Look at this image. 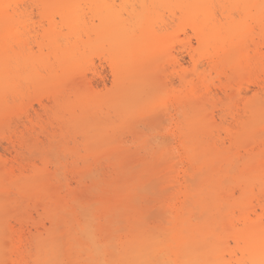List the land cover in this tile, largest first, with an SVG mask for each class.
Wrapping results in <instances>:
<instances>
[{"label":"rangeland","instance_id":"374dc122","mask_svg":"<svg viewBox=\"0 0 264 264\" xmlns=\"http://www.w3.org/2000/svg\"><path fill=\"white\" fill-rule=\"evenodd\" d=\"M17 1L18 0H6L4 6L2 5V8L6 10L4 12L6 17H3L2 21H0L2 22L0 23V25L2 24L0 26V38L2 40L0 39V41H8L7 43L15 47L14 49L16 52L22 53L21 55H31L33 58L43 59L45 62L49 61V65H35L34 75L32 74L33 71L30 72L32 67L28 69L19 68L20 71H18L22 72L21 78H15L16 82L13 80L10 84V91H8V89L6 92L8 95H5V103H2V105L5 106L4 110L0 113V170H5L6 174L10 177L12 176L13 180L10 182L6 181L7 193L0 190L1 193H5V195L0 194V223L3 226V230L0 234V252L4 251V253H1L0 257L2 259L1 264H11V261L18 257V255H15L18 253V248H20L21 253H24L23 259L21 257L20 260L21 263L33 264L34 254L36 252V247L35 245L33 246L34 243H32V241L34 242V240H32L34 239L33 233H36L35 224L43 220V222H46L45 224L47 226H50L46 210L42 205V200H44L45 196L42 194H36L38 195L36 196L35 193L25 194L22 192L23 189L19 190L18 188L15 189L16 187L14 188L13 181L29 176L33 166L37 164L39 166H47L50 171L56 172L55 174L59 177H57L58 179H60V176L63 180L65 179L64 176L67 177L66 180L68 183H66V187L70 190L76 189L81 191V189L86 187L85 185L90 186L99 183L98 187H100L97 188L99 193L96 191L94 198L95 200L99 199L107 204V202L112 200L116 201L115 198H111L113 194L108 192V186L114 174L110 165L111 155H114V151H116L115 153L118 155L119 153L120 155L123 154L121 156L122 158L126 157L124 154H126L127 157H133L129 158L130 160L144 159L146 161H152L160 159L162 161L163 159L164 161L167 159L160 164L162 170L161 177H163L162 175H164V172L170 170L169 173L165 175L166 177L168 176L171 181L173 179V183L171 185V181L163 177V188L165 190L169 187L167 194L172 193L171 197L175 198L177 196L176 188L179 189V181L184 180V170L190 167L185 144V133L187 131L188 122L186 121V117H184L186 112L188 113V118L194 120L196 124H198V121L200 122L198 126L202 130L198 133V138L196 137L199 139V146L201 148L199 149L202 150L204 148L203 152L199 150L201 161L198 165L199 167L201 165V167L199 168L197 165L198 169H206L207 174L211 171L212 173L209 175L215 178L227 174L230 175V166L231 164H236L234 163L236 159L237 164L236 168L232 170V175H239L245 170H250V172L253 173L252 176L263 174L261 169H264V165H260V162L264 164V133H262L264 132V37L259 33V28L263 22L259 17L249 16L246 18L249 25L248 28L253 29V32L248 35L247 44H245V42L242 46L246 51L249 49L247 52L250 53L249 61L251 66L247 67V69L245 67V70L231 68L230 63H225L216 56L213 46L199 43L195 31L192 28L191 19L185 18V16L182 17L178 10H175V14L173 15L172 11L166 9L164 18L168 26H163L162 22L159 23V21H157L155 22L156 24H153L151 29L148 28L149 32L145 34L142 33L144 37L143 35L141 36V32L138 30L137 35H140L144 39L148 37L146 38V42L155 36L153 35L154 33L165 36L168 33L169 35L167 38L169 42L168 40L166 41L168 42L166 44L168 55L170 54L169 56L171 59H174V56L175 59H179L181 65H176L175 67L174 65H168V69H165L166 72L169 71L168 73L165 72L167 74L166 76L162 70L161 72H163V76L166 79L163 76L160 79L157 77L158 80L156 82L159 83L160 86L156 85L152 87L153 89L151 88V84L154 82L156 76L153 77L154 75L152 76L150 74L148 75V77L150 76L149 78L144 76V81L148 79L151 80L147 81L150 83V87L148 88L146 86V90H148L147 96L151 97V101L148 103V105H150H147L144 110H140L129 122L124 123L121 116L106 104V98L108 99L113 95L118 90V86L117 78L108 60L109 56L113 53V48H111L108 42L104 41L99 43L94 31L95 29L93 28V26L99 24L98 19L95 18L93 24H91L92 22H89V24L87 23L89 29L86 27L81 29V32H78L79 34H70L69 26H65L66 21H62L63 18L59 13L54 12L55 14L53 13L51 17L43 13V8H45L44 4H47L46 1L49 0H42L45 3L41 0H25L24 3L19 4ZM41 3H43V5ZM19 5L23 7V9L20 10L19 8L21 7ZM16 6L19 7V10H17ZM115 6H117V8H124L126 4L123 0L122 2L121 0H115ZM23 13H25V16ZM10 16L12 19H9ZM88 16V21H92V19L89 18L90 16ZM15 19L17 20L14 21ZM243 19L244 15L237 11L229 14L228 12L223 13L217 10L210 21L218 25L224 24L226 26V24L228 25V23L232 21L240 22ZM4 22L7 23L9 27H5L6 24L3 25ZM10 24L12 26H10ZM164 27H166V29ZM1 33L3 35L5 34V36H1ZM15 40L21 41V46L26 48L18 46L19 41L16 43ZM53 41L55 45H53ZM55 41H59L61 49H65L66 47L70 48L75 44L77 46H74V53H76L78 58V64L66 70L67 72L65 73L64 71L62 73V68L59 65L58 53L55 49L56 46L59 47V45ZM168 47H170V49ZM162 48L163 46L161 45L160 49ZM222 52L223 51L220 50L218 51L219 54H223ZM237 57L238 59H242L239 55H237ZM232 69L235 71V74H233L234 72L232 73ZM242 71L246 72L242 73ZM70 73L72 74L70 75ZM161 74L162 73L159 72L158 76ZM26 75L27 77H25ZM76 76L77 79H75ZM163 78L165 79V81H163L164 83L161 81ZM38 79L39 81H37ZM68 79L72 81L75 79L78 81L74 80L76 84H72ZM84 81H86V83ZM66 82L70 84H66ZM162 86L165 87L163 88ZM14 87H16V89ZM62 88L66 90L64 91ZM193 88L195 89L197 101V109L195 112L194 108H189V106L185 107L187 106L185 105L187 103V96L190 95ZM164 91L165 93H169V97L164 103H161L160 100H157V98L159 99L158 93L162 94ZM144 94H146V92ZM147 96L144 95L145 98ZM6 100H8V102ZM7 103H9L10 106L6 105ZM85 103H90L87 105L88 108L81 105ZM245 105L252 107L251 111L247 110ZM74 109L75 111H73ZM195 113L198 116H196ZM94 143L95 145H93ZM202 144L204 147H202ZM117 151H119V153ZM164 151L169 153L168 155L166 153V155L168 157L171 156V158L165 156ZM161 153L162 155H160ZM50 156L53 160H51ZM56 158L60 160V164L53 162ZM173 159L175 164L173 163ZM175 160L178 161L176 162ZM38 161L42 164H39ZM86 161L88 162V166L85 165ZM245 161H247V163ZM34 162H36V164ZM178 162L180 163L178 164ZM49 163L55 164L52 165ZM227 163L230 164L228 165ZM252 163L253 166L258 164L261 168L259 166L260 169L257 168V171L256 167H254L255 170L253 166H251ZM170 164H173V166L171 167ZM26 166L30 167V170ZM53 166H55V168ZM162 166L166 168H162ZM246 167H249V169H246ZM85 169L92 171L94 174L95 172L98 173L95 175L93 174L94 176L92 178L86 179L87 181L83 180V183L80 180V182H78L77 179L81 178V176H79L80 173ZM228 169H230V172ZM26 172L29 174H26ZM10 173L12 175H10ZM14 174L16 175L13 176ZM96 176L99 179L95 180L94 178H96ZM175 178L176 180L178 179V183H175ZM166 180H169V185ZM100 182H102L103 185L102 183L100 184ZM78 183L82 186L80 185V187H78ZM69 185H71V187ZM164 185H168V187ZM231 186L235 191V195L239 194V189L233 185ZM66 187L63 191L64 193L67 192ZM260 187V184L255 185V192H258ZM99 190L102 191V193ZM16 195L20 196V199ZM39 195H41L40 200L35 198L39 197ZM163 196L164 198L162 197V199H158L157 201V204H160V206L158 204L157 208L161 207V209H163L161 211L162 213H164V209L168 210V206L166 205L169 204L166 202H168V199H171L169 195L166 196V193ZM253 198L254 201L252 200ZM253 198L251 199V203L254 202L253 205L251 203V206L248 205L251 209L247 207V205L245 207L244 212L246 213H243L247 215L246 217L244 215L245 218L251 214L253 215H251V217L255 218V212L259 211L257 213H261L264 209L261 205V203L264 205L262 194L258 193L257 197ZM256 198H258L259 202ZM49 203H52V201ZM163 205L167 208H164ZM156 206L157 205H155V207ZM241 209L243 211L244 207ZM241 209L235 210V215L237 214L236 216L238 218L242 216L239 214H242ZM167 210L165 211L166 213ZM247 210H250L252 213ZM254 210L256 211L254 212ZM37 211H39V213ZM164 215L166 214L164 213ZM39 218H41V220ZM238 218H235V220H239ZM237 220L235 223L237 225L240 223L238 226L242 227L243 220H245L243 216L240 218V221ZM62 224L63 227L61 225V228L64 230V223L62 222ZM5 226L7 228H5ZM6 231L7 235L5 234ZM9 231L11 232L9 233ZM227 239L229 242V254H226V257L231 259L233 264H239L237 261L241 257L243 244H237L233 236H227ZM3 248L9 249V252L11 250L12 253L10 252L9 256H7L8 254L6 255L5 250L2 251ZM32 253L34 256H31ZM10 255L12 257H10ZM4 256L6 257L5 260L2 258Z\"/></svg>","mask_w":264,"mask_h":264},{"label":"bare ground","instance_id":"6f19581e","mask_svg":"<svg viewBox=\"0 0 264 264\" xmlns=\"http://www.w3.org/2000/svg\"><path fill=\"white\" fill-rule=\"evenodd\" d=\"M5 1L6 0H0V21H2L3 17H6L4 14L6 10L5 8H2V5L4 6ZM18 1L17 3L19 4L24 3L25 0ZM49 1H46L47 4H44L45 8H43L44 12H42L45 13L48 17H51L54 12L59 13L63 18L62 21H66L65 26H69L70 34H79L78 32L81 29L86 28L89 22H92L91 24H93V20L95 18L98 19L99 24L97 26H93V28L95 29L94 31L97 35L99 43L104 41L108 42L111 48H113V53L109 56L108 60L117 78L118 86V90L108 99L106 98V104H108L109 108L113 109L117 114L121 116V119L124 123H127L131 119H133L135 115L140 110H144L148 103L151 101V97L147 96L148 90H146V86L148 88L150 87V83H148L147 81L151 80L146 79L147 81H144V76L148 77L149 74L152 76L154 75L153 77L156 76V80L154 79L155 83L152 81V88L156 85H159V83L156 82L158 80L157 77H159L160 79L163 76V72L165 76L167 75L166 73H168L169 71L166 72L165 69H168V65H174V67L176 65H181L179 59H175V56L174 59H171L169 56L170 54L168 55L166 45L169 42L167 38V36L169 35L168 33L166 34V36L154 33L153 35L155 36L152 39L148 40V42H146V38L148 37H146L145 39L141 37L143 34L149 32L148 28L151 29L153 24H156L155 22L157 21H159V23L162 22L163 26H168L164 18L166 9L172 11L173 15L175 14L174 11L178 10L181 13L182 17L185 16V18L187 17L191 19V25L195 31V35L199 43L209 44L210 46H213L216 56L220 58L221 61L230 63L231 68L245 70V67L247 69V67L251 66L249 61L250 53L247 52L249 49L246 51V49L242 48L245 42V44H247V39L249 38L248 35L253 32V29L248 28L249 25L246 20L247 17L256 16L263 21L259 28V33L264 37V0H123L126 4L124 8H117V6H115V0ZM41 4L43 5V3ZM16 7L17 10L23 9V7ZM217 10H220L223 13L228 12L229 14L237 11L244 15V19L240 22L232 21L231 23H228V25L226 24V26L224 24L218 25L210 21L212 16L215 14V11ZM24 14L25 13H23V15ZM87 16L92 19V21H88ZM10 17L9 19H12V17ZM16 20L17 19H15L14 21ZM4 24L7 25V23L5 22L3 23V25ZM6 25L5 27H9L8 25ZM10 26L12 25L10 24ZM164 28L166 29V27ZM87 29L89 28L87 27ZM138 30L141 32V36L137 35ZM1 36H5V34H2ZM167 40L168 42H166ZM15 41L17 43V41L19 40ZM59 41L55 42L59 45ZM7 42L0 41V113L4 110L5 105H2V103L5 101V95H8L6 94L7 90L11 88L10 84L13 82V80L14 82H16L15 78H19L21 76L22 72H19V68L28 69L29 67H32V70H30V72L33 71L32 74L34 75L35 65H49V61L45 62L43 61V59L31 57V55H21L22 53L16 52L14 49L15 47H12L11 44ZM53 45H55V43ZM161 45L163 46L162 49H160ZM18 46L22 47L21 41H19ZM74 46H76V44L71 46L70 48L66 47L65 49H61L60 45L59 47L56 46L55 48L58 53L57 57L60 62L59 65L62 68V73L63 71L64 73L67 72L66 70L73 68L78 64V58L76 56V53H74ZM168 48L170 49V47ZM81 50L83 51L82 48ZM217 50L223 51V54L220 53V55ZM237 55H239L242 59H238ZM162 70L163 72H161ZM158 71L162 73L160 76H158ZM243 72L246 71H242V73ZM232 73L235 74V71H233V69ZM71 74L72 73H70V75ZM27 75L29 76L30 74ZM27 75L25 77H27ZM75 79H77V76ZM163 79H161L162 82L165 81L166 78L164 80ZM74 80L69 81L72 84H76ZM37 81H39V79ZM84 82L86 83V81ZM67 83L70 84L69 82H66V84ZM165 85L168 86L167 84ZM16 87L14 88L16 89ZM65 90L66 89H64V91ZM8 91H10V89ZM145 92L146 94H144ZM144 95H146L147 97L145 98ZM158 96L159 99L157 98V100H160L161 103H164L165 100L169 97V93H165L164 91V93L162 94L158 93ZM6 101L8 102V100ZM89 104L85 103L81 105L85 106V108H88L87 105ZM6 105L10 106L9 103H7ZM185 105H187L185 107L189 106V108H194V112L197 109L196 93L194 88L191 90L190 95L187 96V103ZM245 106L247 110L251 111L252 107H248V105ZM73 111H75V109ZM196 116L198 115L196 114ZM184 117H186V121H188L187 131L185 133V144L186 150L188 152L187 158L190 167L184 170V180L179 181V189L176 188L177 196H174L175 198L171 197L172 193L167 194V192L169 191L168 185L170 184V182L168 181L170 179L168 178V176L166 177L165 174L169 173L170 170L168 172H164L165 176L162 175L163 177L169 179L166 180L168 182V185H164L168 188L165 187V190L163 188L164 180L163 177H161L162 170L160 164L167 160L166 158L168 157L167 155L169 153L165 151L164 155L167 157L164 161L163 159L162 161L160 159L152 161H146L144 159L130 160L129 158L133 157H127V155L124 154L126 157L122 158L121 156L123 154L120 155L119 151H117L119 153L118 155L117 153H115L116 151H114L113 153L115 157L114 155H111L110 159V165L114 174L112 173L113 176L108 186V192H110V194H113L111 198H115L116 201L112 200L110 202H107V204L99 199V201L95 200L94 198V194H96L95 192L97 191V188L100 187H98L99 183L97 185H85L86 189H81V187V191L76 189L70 190L66 187V183H68L66 180L67 177L64 176L65 179L63 180L60 176V179L63 181L62 182L60 179H58L59 177L56 176V172L50 171L47 166H39L38 164L37 166L35 165L36 162H34L35 164H32L35 166H33L32 172L30 171L31 174L29 176L19 180L14 179L16 180L13 181L14 188L16 187L15 189H23L22 192H24L25 194L35 193V195L42 194L43 196H45L44 200H42V205L46 210L47 219H49L50 221V226H47L45 224L46 222H43V220L35 224L36 233H33L34 239L32 240H34V242L32 241V243H34L33 246L35 245L36 247V252L34 249L35 256L33 255V253L31 255L34 256L33 264H233L231 259L226 257V254H229V242L227 236H233V239L235 240V242H237V244H243L241 257L238 259L237 263L264 264V209L261 213H257L259 211L254 210V212L256 211L255 218L251 217L252 214L245 218L247 215L243 214L246 213L244 212L246 205L250 208V203L252 202V200L254 201L253 197H257L258 193H261L264 198V169H261V172L263 171V174L256 176H252L253 173L250 172V170H245L239 175H232L231 173L233 172V168H236V159L234 160V163L236 164H231V168L229 167L231 169L230 175L227 174L215 178L209 175L212 173L211 171H209L210 169L208 170L210 172L208 174L206 172V169H198V164L201 161L199 152L201 148L199 146V139H197V135L201 130V128L198 126L200 122L198 121V124H196L194 120L188 118L187 112L184 114ZM93 145H95V143ZM202 147H204L203 144ZM203 149L200 151L203 152ZM160 155H162V153ZM169 157L171 158V156ZM51 160H53L52 157ZM59 161L60 160L56 158L53 162L60 164ZM180 162H178V164ZM245 162L247 163V161ZM85 165L88 166L87 161L85 162ZM260 165L264 164H261L260 162ZM170 166L172 167L173 164H170ZM251 166H253V163ZM259 166L257 164L256 166H253V168L256 167L257 169L259 168ZM53 167L55 168V166ZM163 167L165 166H162V168ZM247 168L249 169V167H246V169ZM28 169L30 170V167H28ZM230 169H228L229 172ZM97 173L98 172H95V174ZM26 174L29 173L26 172ZM93 174L94 173L92 171L85 169L79 175L81 176V178L76 179L78 182L82 181L83 183V180L87 181L88 178H92L95 175ZM10 175L12 174L10 173ZM15 175L16 174H14L13 176ZM9 177L10 176L6 174L5 170H0V190L5 191L6 193V181L10 182L13 180L12 176L10 178ZM94 179L96 180L99 178H97L96 176V178ZM175 180L176 178L174 179V181ZM176 182L178 183V179L175 181V183ZM101 183L102 182H100V184ZM172 183L173 179L171 181V185ZM258 184H260L261 186L259 189L260 192L258 190V192L256 191V193L255 185ZM71 185L69 186L71 187ZM80 185L81 184H79L78 187H80ZM231 185L239 189V194H236L239 196L235 195V191L233 190V187ZM65 187L67 189V192L64 193L63 191L65 190ZM100 192L102 193V191ZM165 193L166 196L169 195V197H171V199H168V202H166L169 204L166 205L168 206V210L166 209L168 214L164 209V213L166 215L161 212L163 210L161 209V207L157 208L159 204H157L158 199H162V197L164 198L163 195H165ZM0 194L3 193L0 192ZM3 195H5V193ZM18 197L20 199V196ZM35 198H38L40 200L41 195ZM258 198H256V200H258ZM51 201L52 203H49ZM253 203L251 204L253 205ZM155 205L157 206L155 207ZM164 205L163 207L165 208L166 206ZM261 205L264 207L262 203ZM243 207L244 210L242 211L241 208ZM237 209H241L242 214L239 212L238 213L245 219L243 220L244 222L242 227L238 226L240 223L238 225L235 223V221L237 220H235V218H238L236 216L237 214L235 215V210ZM37 212L39 213V211ZM248 212L251 211L249 210ZM242 216L239 217V220L237 221H240V218H242ZM41 218L39 219L41 220ZM62 222L65 226L64 230H62L61 228V225L63 227ZM2 227L3 226L0 223V234L3 230ZM5 228L7 227L5 226ZM10 232L11 231H9V233ZM6 233L7 231L5 232V234ZM3 250H5L6 255L8 254L7 256H9L11 250L10 252L9 249L7 250L6 248H3L2 251ZM17 251L18 253L15 255H18V257H16V259H13V261H11V264H23V262L21 263L20 260L21 257L23 259L24 253H21L20 248H18ZM1 253H4V251L0 252V257ZM10 257L12 256L10 255ZM2 258H4V260L6 259L5 256ZM1 261L2 259L0 258V264Z\"/></svg>","mask_w":264,"mask_h":264}]
</instances>
